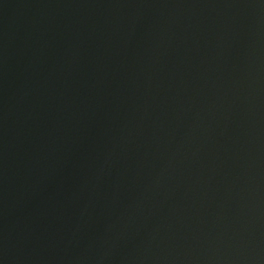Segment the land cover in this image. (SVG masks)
Returning <instances> with one entry per match:
<instances>
[{
	"label": "water",
	"instance_id": "water-1",
	"mask_svg": "<svg viewBox=\"0 0 264 264\" xmlns=\"http://www.w3.org/2000/svg\"><path fill=\"white\" fill-rule=\"evenodd\" d=\"M0 264H264V0H0Z\"/></svg>",
	"mask_w": 264,
	"mask_h": 264
}]
</instances>
